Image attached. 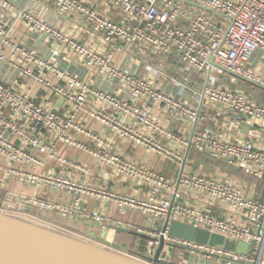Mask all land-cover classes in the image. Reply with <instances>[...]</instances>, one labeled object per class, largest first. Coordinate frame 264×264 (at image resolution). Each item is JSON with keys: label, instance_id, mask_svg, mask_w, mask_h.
Listing matches in <instances>:
<instances>
[{"label": "built area", "instance_id": "1", "mask_svg": "<svg viewBox=\"0 0 264 264\" xmlns=\"http://www.w3.org/2000/svg\"><path fill=\"white\" fill-rule=\"evenodd\" d=\"M49 1L62 16H82L93 34L113 49L106 53L91 49L33 13L16 11L12 3L0 0V64L41 85L68 107V112L62 113L49 102H38L0 82V159L4 161L0 162V191L14 181L36 190L64 193L74 199L72 203L59 205L39 198L25 202L41 212L77 217L101 231L108 229L107 217L85 208L88 197L102 208L112 205L122 216L140 214L148 225L137 229L136 234L149 238L152 259L162 247L158 256L161 262L177 264L175 255L179 250L180 258L187 254L191 258L178 264H264V199L247 197L234 184L187 170V151L191 147V151L264 180V149L251 142L233 143L219 138L214 130L201 124L204 120L196 109L160 90L156 82L159 72L154 67L147 66V75L136 76L116 65L118 54L134 48L147 49L154 55H175L187 74L203 76V89L196 93L202 106L220 107L233 114L238 123L252 119L264 126V106L250 100L243 91L217 84L219 76L230 72L264 87V76L250 68L255 53L264 56V0H189L194 5L179 0H97L118 9L125 18L122 24L110 21L81 0ZM4 12H14L16 20L45 35L52 44L53 57L75 56L93 73L116 84L118 91L111 93L84 83L36 51L13 42ZM150 105L193 124L192 136L184 138L164 129ZM84 118L109 128L121 140L142 146L148 154L177 165V180L172 182L143 164L108 153L105 138L88 130ZM78 136L98 147L89 146ZM158 136H167L174 146L163 145ZM63 148H74L91 157L100 169L102 182L92 184V165L68 158L62 154ZM186 157V168L180 176ZM46 168L44 173L33 171ZM111 183L130 185L136 194L112 190ZM167 221L249 244V253L245 256L171 237L163 231Z\"/></svg>", "mask_w": 264, "mask_h": 264}, {"label": "crops", "instance_id": "2", "mask_svg": "<svg viewBox=\"0 0 264 264\" xmlns=\"http://www.w3.org/2000/svg\"><path fill=\"white\" fill-rule=\"evenodd\" d=\"M7 1L13 4L16 11H28L33 13L49 26L62 30L68 36L77 39L91 49L103 53L113 49L112 46L103 43L101 36L93 34L91 25L82 16L78 14L62 16L57 12L54 4L49 0ZM81 1L110 21L120 24L125 23V18L118 9L97 0ZM208 14L214 18L216 16L211 12H208ZM4 17L10 25V38L13 42L19 44L26 50L36 51L43 59L55 63L60 70L66 71L69 74L78 77V79L84 83H90L98 89L111 93L118 91L116 84L112 83L107 78L93 73L82 60L76 58L75 56L53 57L51 52L52 44L48 38L43 34H39L31 30L23 21L16 20L14 12H4ZM216 17L218 18V16ZM6 53L9 54V51L6 50ZM116 65L136 76H145L147 75L146 67H154L159 72L156 82L160 90L196 109L198 114H200L201 119L204 120L201 124L214 130L219 138L229 140L233 143L251 142L257 148L264 149V126L252 119H244L241 123H238L236 122V118L233 114L224 112L220 107L208 106L207 104L202 106L201 102H198L196 99V93L203 89L205 83L203 76L194 73L187 74L184 71L179 59L175 55H154L147 49L134 48L118 54L116 56ZM250 68L258 75L264 76V56L260 52L255 53L253 56ZM226 75L234 80V84H232V82H227V79L225 78ZM235 81L246 83L257 88L256 92L253 93L254 96L248 95L244 90H242V86H240L237 82L235 83ZM0 82L16 87L19 91L28 94L31 98L38 102L47 101L62 113L68 112V107L61 98L52 95L49 91L41 85L36 84L34 81L23 79L17 71L8 65L0 64ZM217 84L228 88H232V84L233 90L243 91L250 100L258 105L264 106V89L258 86L240 80L227 73L218 77ZM150 110L153 116L167 131L173 134L182 135L184 138L192 136L194 132L193 124L184 120H178L171 114V112L161 108L152 107L150 105ZM84 124L88 130L100 134L105 138L107 144L106 151L108 153H117L138 164H143L157 172L162 173L172 182L177 180L179 170L175 173L170 171L169 173H165L163 171V162L166 161V159L150 155L142 146L134 144L128 140H121L115 137L109 128L104 127L95 121L84 118ZM77 138L80 141L86 142L93 148L98 147L97 144L82 136H78ZM158 140L163 145L170 147L174 146V143L167 136H158ZM61 152L70 159H76L92 165V172L95 175L91 180V183L99 184L102 182L99 177L100 169L87 154L74 148H63L61 149ZM192 152L193 151L189 154L187 170L193 174L206 175L222 182L234 184L240 187L247 197H252L257 200L264 199V180H256L244 174L239 169L227 166L224 162L215 160L216 162L223 164L225 166L224 169L209 166L203 171L200 170L194 173L190 159ZM0 162L4 163L2 159H0ZM33 171L37 173H44L47 171V168L45 170L34 169ZM15 183L16 182L14 181L8 183L5 188L0 191L1 194H3L2 196L13 195L20 199L39 198L41 201L52 202L59 205H67L72 203L74 200L72 197H68L64 193L49 190H36L23 185L20 186V184L17 185L18 183ZM17 186L22 188L19 189ZM109 188L126 194H136V190L130 185H118L111 183ZM1 199L3 200L2 197ZM185 201L191 202V200ZM194 203L195 205H199L196 201H194ZM84 206L89 211L104 213L108 220V229L101 231L96 225L84 222L77 217H64L57 213L41 212L37 208L33 207L30 212H26L24 215L26 216V219L43 223L46 227L75 236H87L91 239L90 235L96 234L97 236L112 243L126 247L128 249V254L152 259L149 254V238L144 235L136 234L137 229L148 225V221L145 217L137 213H130L127 216H122L114 210L112 205L102 208L99 203L91 197L85 199ZM213 211L215 214H219L217 209L213 208ZM140 217L142 218L141 221L139 220ZM112 227L118 228V230L125 229L128 233L114 230Z\"/></svg>", "mask_w": 264, "mask_h": 264}, {"label": "water", "instance_id": "3", "mask_svg": "<svg viewBox=\"0 0 264 264\" xmlns=\"http://www.w3.org/2000/svg\"><path fill=\"white\" fill-rule=\"evenodd\" d=\"M179 1L194 5L189 0ZM227 74L264 89L251 80L230 72ZM190 151L191 147L187 151V157ZM187 157L181 167L180 176L186 168ZM2 195L0 193V197L3 198L0 208L21 213L32 210V206L26 204L25 199L16 198L13 195ZM112 229L128 233L125 229L118 230L115 227ZM163 231H168L174 238L224 248L245 256L250 250L249 244L211 234L209 231L178 221H173L171 224L167 221ZM90 238L105 246L86 242L0 210V264H174L159 261L158 256L162 247L158 250L155 259H148L128 254L126 247L112 243L96 234H91Z\"/></svg>", "mask_w": 264, "mask_h": 264}, {"label": "rangeland", "instance_id": "4", "mask_svg": "<svg viewBox=\"0 0 264 264\" xmlns=\"http://www.w3.org/2000/svg\"><path fill=\"white\" fill-rule=\"evenodd\" d=\"M215 19H218L216 16H215ZM226 74V73H225ZM225 78L227 79V82H232V84H234V80H232L228 75L225 76ZM237 81H235L236 83ZM240 86H242V90H244L248 95H251V96H254L253 93L256 92V89L255 87L253 86H250L249 84H246V83H241V82H237ZM231 84V89H233V85ZM190 159H191V162H192V170L194 171V173H196L197 171H200V170H204L206 167H209V166H214V167H217V168H225V166L221 163H218L216 162L215 160H212L211 158H209L207 155L205 154H202V153H199L197 151H193L190 155ZM163 165H164V169L163 171L165 173H169L170 172H177L179 170V167L175 164H172L170 163L169 161H164L163 162ZM199 168H202V169H199ZM14 184V183H13ZM17 184V183H15ZM19 185V184H17ZM21 186V185H20ZM20 186H17L19 189L22 188ZM5 188V187H4ZM3 188V189H4ZM3 200L1 199L0 203H2ZM1 211L7 213V214H11V215H15V216H18V217H21V218H24L26 219V216L24 215V213H21V212H17V211H12L10 209H3V208H0ZM46 212V211H44ZM27 220H30V219H27ZM140 221L142 220V218L140 217L139 219ZM31 221V220H30ZM32 222H35V221H32ZM35 223H38L37 221ZM42 226H45V224L43 223H38ZM64 233V232H62ZM64 234H67L69 236H73V237H76V238H80L86 242H89V243H92V244H95V245H98V246H102V245H99V243H97L96 241L92 240V239H89L87 236H75V235H72V234H68V233H64ZM180 255V251L178 250L176 252V255H175V262L178 264V263H182L183 259H187L188 261L190 260L191 256L189 254L185 255L184 258H180L179 257ZM208 264H210V262H207Z\"/></svg>", "mask_w": 264, "mask_h": 264}]
</instances>
